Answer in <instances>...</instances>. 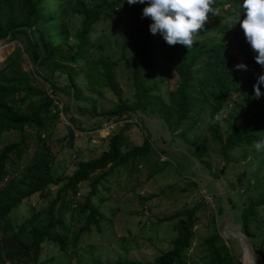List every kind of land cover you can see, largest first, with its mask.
<instances>
[{"label": "trees", "instance_id": "16d2710c", "mask_svg": "<svg viewBox=\"0 0 264 264\" xmlns=\"http://www.w3.org/2000/svg\"><path fill=\"white\" fill-rule=\"evenodd\" d=\"M48 1L51 0H0V40H17L23 45L22 52L17 50L9 55L7 61L0 66V136L12 132L18 135L15 141H9L0 148V238H15L19 244L18 248L6 249L0 254V264L16 258H24V264H39L42 250L48 244L56 245L63 252L75 250L84 235L89 234L92 227L99 230L104 220L99 206L107 200V195L99 196L98 188H104L106 194L107 192L109 194L113 188L109 184L113 180V175L119 170L132 171L138 161L145 160L151 153H157L154 152L148 136H145L140 145H134L130 141L127 132L133 124L126 121L109 137L107 148L99 156L79 161L70 175L55 177L51 173L55 154L49 142L44 139L46 134L43 114L48 111L54 99L42 89L35 87V79L41 78L52 88L53 93L68 89V104L62 107L60 112L69 115L67 120L70 127L64 140L72 146L73 131L76 128L82 130L79 124L86 118L85 114L79 111L81 105L78 104L84 98L79 89L76 73H71L68 67L62 66L61 63H72L86 58L88 45L86 37L93 26L109 15L112 3L108 0H89L92 2L90 5L83 0H76L73 3V11L82 15L81 28L76 33L78 43L73 46L75 51L71 56H61L60 45L67 41L68 36L65 17L70 9H52L51 6H47ZM240 3L241 0H212L213 8L223 5L227 7L221 12L211 9L204 27L198 30L194 37L211 32L229 35L232 25L235 24L229 21V18L233 17L237 25L239 18H243ZM144 6L136 3L122 10V13L131 18V31L136 36V48L131 57L123 58L134 89L133 100L123 97L113 86L112 73L116 63L107 57H98L94 64H99L103 69V75L117 97V104L108 110L99 111L92 105L89 117L109 121L113 117L119 120L124 115L125 118H129L135 113L141 119L154 118L173 129L180 128L191 120L196 107L206 101V97L199 92L203 88L202 81L195 79L191 70L196 61L203 57V65L214 77H218L219 73H226V83L222 91L218 92L216 89L211 91L213 105L207 115L208 133L214 142L220 144L219 152L222 159L226 161L230 151L251 146L253 141L264 137V104L251 98L252 90L245 101L247 115L239 122L228 125L223 142L217 133L216 119L225 110L224 99L231 90L233 76L240 74L234 67L238 64L234 58L230 59V63L226 62L224 54L228 48L227 43L198 46L195 54L177 65L175 72L178 78L175 87L169 91L168 101L154 93L158 90V82L154 76L160 60L179 52L181 45H167L159 33L153 35L148 32L150 20L141 16V9ZM240 52L252 66L254 75L257 74L247 79L253 85L262 69L255 63L254 52L247 43L245 49H241ZM23 53L35 65L33 77L23 69ZM54 60L60 62V65L54 63ZM49 66V71H46ZM261 91L264 92V88ZM30 96H41V102L30 110L15 107L17 98L25 101ZM32 135L35 139H32ZM206 149L196 148L194 157L201 161ZM212 175L219 178V170ZM83 182H88L89 190L77 208L73 202L74 196L77 193V186ZM52 185L59 186L47 206L35 211L34 205H31L30 216L14 225L10 218L11 211L33 196L47 198L50 195L49 187ZM93 198H96L95 202ZM226 201L229 207L235 206L229 199ZM240 205V227L256 253L251 242L254 238L250 223L264 221V216L259 210L264 206V192H251L249 198L243 197ZM69 207L73 211L70 221L66 222L63 216ZM196 212L197 208L183 209L163 218L164 221L174 222L172 229L175 236L170 246L153 258L133 260L124 257L108 264H190L185 260L184 254L194 237L193 228L198 221ZM80 216L83 218L81 222L77 219ZM57 226L62 230H58ZM203 245L207 251L204 264L238 263L223 243V237L218 231L204 239ZM260 247L261 243H258L257 250H260Z\"/></svg>", "mask_w": 264, "mask_h": 264}, {"label": "rangeland", "instance_id": "374dc122", "mask_svg": "<svg viewBox=\"0 0 264 264\" xmlns=\"http://www.w3.org/2000/svg\"><path fill=\"white\" fill-rule=\"evenodd\" d=\"M76 0H51L47 6L52 9L69 8L65 20L67 22V41L60 45L61 56H71L78 43L76 33L81 28L82 15L72 9ZM90 5L92 2L83 0ZM112 3V10L104 17L87 35L88 45L86 58L76 62L61 63L71 73H76L79 81V89L84 100L78 104L79 110L85 114V119L74 129L72 146L67 144L64 137L68 135L70 123L68 114L60 112V109L68 104V89L58 90L53 93L41 78L36 77L35 87L42 89L54 99L48 111L43 114L46 136L55 160L51 165V173L55 177L70 175L81 160H87L99 156L106 148L109 137L116 133L124 122L133 124L128 130L130 141L134 145H140L145 136L150 139L154 152L148 158L138 161L134 170H119L109 182L113 186L110 193L106 194L104 188H98V195H107V200L100 204L99 209L103 213L104 220L99 230L92 227L89 234L84 235L75 250L60 251L56 245H45L41 253L39 264H108L118 258L133 260H149L159 252L167 249L175 236L172 229L173 221H164L167 217L183 209L197 208L198 221L194 225V237L184 258L190 264H204L206 261V248L203 240L218 231L221 236L236 232H243L240 227V209L243 197H250L251 192H264V153H257L252 146L236 148L230 151L224 161L220 155V144L214 142L207 130V115L213 105L212 89L222 91L226 83V73L214 77L203 65V57L197 60L192 67L195 79L202 81L200 94L206 97V101L199 104L192 112V118L180 128L173 129L158 119H141L137 114H131L129 118L122 116L119 120L113 117L109 121L97 117L90 118L91 106L95 105L97 111L108 110L117 104L108 80L103 75L101 66L95 65L98 57H107L116 64L113 67V86L119 90L123 97L133 100L134 89L130 80L129 70L124 66L123 58H130L136 48V36L131 31V18L122 10L129 5L126 0H108ZM227 5L211 9L221 12ZM229 21L232 25L229 35L211 32L201 37H194L191 48L181 46L179 52L163 57L154 76L158 82V90L154 92L168 101V94L177 82L175 67L187 61L190 55L197 52L198 46H210L218 43H227L226 62L234 58L238 64L246 65V70H239V76H233L231 90L224 99V111L216 119V130L223 142L228 125L237 123L247 115L246 98L251 92L254 101L264 104V95L256 98L253 95L252 85L247 81L254 77V71L250 63L241 54L245 49L246 41L242 30L233 17ZM23 45L17 40H0V66L3 65L9 55L17 50L22 52ZM22 66L30 77L35 76V65L29 57L23 53ZM54 63H59L54 60ZM50 66L45 69L49 71ZM41 102V96H30L25 101L17 98L15 107L30 110ZM99 120V123H97ZM17 133H4L0 136V148L9 141L17 139ZM32 139L35 136L32 135ZM196 141V143H194ZM207 149L201 157V161L194 157L196 148ZM25 163V161H23ZM203 165V166H202ZM222 170L219 178L212 175L217 170ZM116 180H114V178ZM225 184V185H224ZM59 185L49 187L50 195L47 198L33 196L24 200L10 213L11 221L18 225L31 214V205L35 211L43 209L53 199ZM89 190L88 182L77 186L74 196L77 208L82 204L84 196ZM242 194L244 195L242 197ZM229 199L235 204L229 207ZM96 201V198H93ZM72 202V203H73ZM72 207V205H71ZM65 210L63 219L70 221L72 209ZM232 224H230V213ZM264 216V206L259 208ZM83 220L82 216L78 217ZM76 225V224H75ZM226 227H229L227 229ZM62 230L61 227H56ZM250 229L253 234L251 240L256 253L255 260L264 261V221L251 222ZM223 243L230 253L238 261L237 264H252L246 254L245 244L236 236L223 238ZM261 243L260 250H257ZM15 238H0V254L6 249L18 248ZM261 260H257V259ZM5 264H24V258H16Z\"/></svg>", "mask_w": 264, "mask_h": 264}, {"label": "clouds", "instance_id": "9594fccd", "mask_svg": "<svg viewBox=\"0 0 264 264\" xmlns=\"http://www.w3.org/2000/svg\"><path fill=\"white\" fill-rule=\"evenodd\" d=\"M128 5L144 4L141 16L147 17L150 34L162 37L167 45L179 44L185 49L191 48L194 36L204 27L211 11L212 0H126ZM243 18L239 26L249 48L254 52L253 59L262 72L252 85L256 98L264 95V0H241ZM246 70L243 63L234 66ZM252 148L257 153H264V137L253 141Z\"/></svg>", "mask_w": 264, "mask_h": 264}, {"label": "water", "instance_id": "95a60500", "mask_svg": "<svg viewBox=\"0 0 264 264\" xmlns=\"http://www.w3.org/2000/svg\"><path fill=\"white\" fill-rule=\"evenodd\" d=\"M222 170H223L222 168L219 170L220 175L222 174ZM229 213H230V224H232V214H231L230 210H229ZM226 228L229 229V227H226ZM228 236H236V237H238L240 239V241H242L246 245V247L248 249V252H249V255L253 259L254 264H264V261L258 262V261L255 260L252 246L250 244V241H249L248 237L246 236V234L244 232H236V233H231V234L230 233L229 234L225 233L224 236H222V237L226 238Z\"/></svg>", "mask_w": 264, "mask_h": 264}, {"label": "bare ground", "instance_id": "6f19581e", "mask_svg": "<svg viewBox=\"0 0 264 264\" xmlns=\"http://www.w3.org/2000/svg\"><path fill=\"white\" fill-rule=\"evenodd\" d=\"M245 249H246L247 257L249 258V260L251 261V263L254 264L253 259H252L251 256L249 255V252H248V249H247L246 245H245Z\"/></svg>", "mask_w": 264, "mask_h": 264}]
</instances>
